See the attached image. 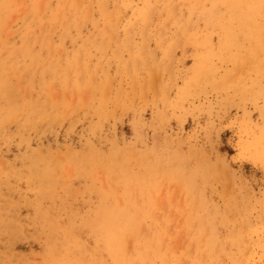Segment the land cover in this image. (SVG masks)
I'll return each instance as SVG.
<instances>
[{"label": "rangeland", "instance_id": "1", "mask_svg": "<svg viewBox=\"0 0 264 264\" xmlns=\"http://www.w3.org/2000/svg\"><path fill=\"white\" fill-rule=\"evenodd\" d=\"M0 264H264V0H0Z\"/></svg>", "mask_w": 264, "mask_h": 264}]
</instances>
